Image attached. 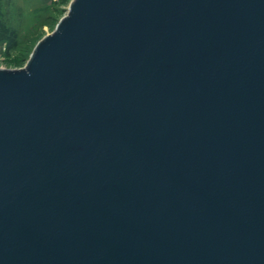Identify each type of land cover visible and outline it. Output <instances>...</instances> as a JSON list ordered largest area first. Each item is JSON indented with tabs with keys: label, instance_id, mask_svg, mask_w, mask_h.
I'll list each match as a JSON object with an SVG mask.
<instances>
[{
	"label": "water",
	"instance_id": "1",
	"mask_svg": "<svg viewBox=\"0 0 264 264\" xmlns=\"http://www.w3.org/2000/svg\"><path fill=\"white\" fill-rule=\"evenodd\" d=\"M0 264H264V0H73L0 68Z\"/></svg>",
	"mask_w": 264,
	"mask_h": 264
},
{
	"label": "rangeland",
	"instance_id": "2",
	"mask_svg": "<svg viewBox=\"0 0 264 264\" xmlns=\"http://www.w3.org/2000/svg\"><path fill=\"white\" fill-rule=\"evenodd\" d=\"M73 0H0V21L15 45L0 41V68L23 69L39 41L52 34Z\"/></svg>",
	"mask_w": 264,
	"mask_h": 264
},
{
	"label": "trees",
	"instance_id": "3",
	"mask_svg": "<svg viewBox=\"0 0 264 264\" xmlns=\"http://www.w3.org/2000/svg\"><path fill=\"white\" fill-rule=\"evenodd\" d=\"M0 41L8 42L11 46L15 45L14 34L0 21Z\"/></svg>",
	"mask_w": 264,
	"mask_h": 264
}]
</instances>
